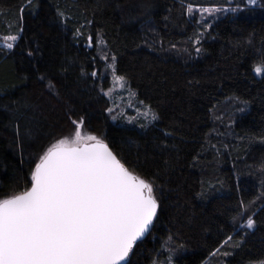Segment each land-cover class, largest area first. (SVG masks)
Listing matches in <instances>:
<instances>
[{
    "label": "trees",
    "instance_id": "obj_1",
    "mask_svg": "<svg viewBox=\"0 0 264 264\" xmlns=\"http://www.w3.org/2000/svg\"><path fill=\"white\" fill-rule=\"evenodd\" d=\"M246 1L0 0V34L17 36L0 48V200L82 120L153 185L124 264H264V0ZM213 6L233 8L189 10ZM97 40L153 121H110Z\"/></svg>",
    "mask_w": 264,
    "mask_h": 264
},
{
    "label": "snow or ice",
    "instance_id": "obj_2",
    "mask_svg": "<svg viewBox=\"0 0 264 264\" xmlns=\"http://www.w3.org/2000/svg\"><path fill=\"white\" fill-rule=\"evenodd\" d=\"M252 71L264 76V63ZM73 123L75 139L59 140L40 157L31 188L0 200V264H120L152 224L153 185L96 136L83 142V121ZM253 226L250 217L247 228Z\"/></svg>",
    "mask_w": 264,
    "mask_h": 264
},
{
    "label": "rangeland",
    "instance_id": "obj_3",
    "mask_svg": "<svg viewBox=\"0 0 264 264\" xmlns=\"http://www.w3.org/2000/svg\"><path fill=\"white\" fill-rule=\"evenodd\" d=\"M247 2V1H246ZM232 6H213V7H190V11L192 14H196L197 17L204 22H210L215 17H217L219 14L227 12L229 10H232ZM207 10V11H205ZM16 36V35H1L0 34V48L8 49L5 47L6 43H12L17 40H9L8 37ZM17 37V36H16ZM97 49L100 51V55L102 60L106 64V68L104 71V74L107 75L108 80L107 84L108 86L106 89L102 91L104 96L109 100L110 106L107 109V113L109 116V119L113 123H125L129 125H135L140 126L141 124H147L154 119H152L154 113L150 108H148L146 105H144L141 101H139L135 95V93L131 90V88L127 85L124 79L117 80V76L115 73V67L113 65V61L111 59H108L103 51V43L101 40H97ZM148 113V117L146 118L144 113ZM81 120H76L75 122L79 123ZM75 132H76V124L72 123L71 128L64 133L62 136L57 138L52 144L48 146V148L39 156L37 163L39 162V159L44 153L52 147L53 144H56L61 139H68L72 140L75 139ZM88 136H96L97 139L100 141H103L102 137H99L89 131L85 128V126L82 124L81 126V140L85 143H87V137ZM166 264H173L171 261H167ZM224 264V263H220Z\"/></svg>",
    "mask_w": 264,
    "mask_h": 264
},
{
    "label": "water",
    "instance_id": "obj_4",
    "mask_svg": "<svg viewBox=\"0 0 264 264\" xmlns=\"http://www.w3.org/2000/svg\"><path fill=\"white\" fill-rule=\"evenodd\" d=\"M104 144H106L107 146H108V144L106 143V142H104V141H102ZM108 148H109V146H108ZM110 149V148H109ZM111 150V149H110ZM112 151V150H111ZM113 153V152H112ZM114 154V153H113ZM115 155V154H114ZM116 156V155H115ZM117 158V157H116ZM118 159V158H117ZM119 160V159H118ZM120 161V160H119ZM121 162V161H120ZM122 163V162H121ZM123 164V163H122ZM124 165V164H123ZM125 166V165H124ZM125 168H127L126 166H125ZM35 169V168H34ZM34 171V170H33ZM128 171L130 172V173H132V175L133 176H135V177H137L138 179H142V178H140V177H138L136 174H134L133 172H131L129 169H128ZM31 188V187H30ZM28 190V189H27ZM19 194H21V193H19ZM17 195V194H16ZM150 227V226H149ZM148 231V230H147ZM147 231L144 233V235L142 236V237H140L137 241H140L141 239H143L144 237H145V235H146V233H147ZM136 241V242H137ZM126 260H127V258L125 259V260H123V261H120V264H124L125 262H126Z\"/></svg>",
    "mask_w": 264,
    "mask_h": 264
},
{
    "label": "flooded vegetation",
    "instance_id": "obj_5",
    "mask_svg": "<svg viewBox=\"0 0 264 264\" xmlns=\"http://www.w3.org/2000/svg\"><path fill=\"white\" fill-rule=\"evenodd\" d=\"M30 187H31V183H30V186L28 187V189H29ZM146 234H147V233H146ZM145 236H146V235H145ZM137 242H138V241H137ZM137 242H135V244H136ZM135 244H134V245H135Z\"/></svg>",
    "mask_w": 264,
    "mask_h": 264
}]
</instances>
